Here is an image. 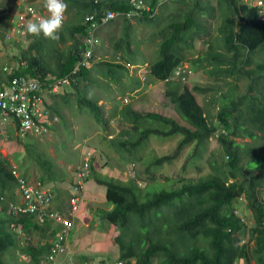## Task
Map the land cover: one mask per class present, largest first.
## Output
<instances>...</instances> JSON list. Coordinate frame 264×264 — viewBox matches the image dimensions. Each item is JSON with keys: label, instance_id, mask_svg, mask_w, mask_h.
I'll use <instances>...</instances> for the list:
<instances>
[{"label": "trees", "instance_id": "16d2710c", "mask_svg": "<svg viewBox=\"0 0 264 264\" xmlns=\"http://www.w3.org/2000/svg\"><path fill=\"white\" fill-rule=\"evenodd\" d=\"M64 2L68 5L66 14L69 20L64 23L65 31L59 34V41L62 43L70 41L71 44L66 53L58 58L56 65H48L44 57L38 53L44 51V38L32 36L34 42L28 51L22 50L19 56L15 57L19 63L18 69L7 74L6 77L0 76L1 87L10 84L12 79L17 77L37 78L50 86L54 79L70 76L72 90L61 95H53L49 91L46 94L48 99L54 97L51 101L52 105H47V110L57 116L60 121L64 119L62 105L58 103L61 100L64 106L73 110V116L76 115L78 121L93 120L99 125H107L99 98L93 93L86 95L83 92L90 84L99 86V83L92 79L93 73L96 72L98 77L105 78L108 82L117 83L120 79H128L131 83L126 89L129 88L132 91L146 89L155 81L168 80L175 70L186 63L200 68L212 67L211 73L223 80L237 76V80L247 78L250 81V90L238 96L236 100H231L232 106L221 104L222 109L214 121L210 120V113H207L199 104L194 89L184 86L181 81H169V84L182 83V92H179V89L169 90L166 95L180 117L192 128L156 114L142 115L130 110L131 114L126 121H132L136 130L141 123H148V127L146 125L141 129L140 138L135 139L138 147L149 145V139L155 136L171 138L180 135L182 137L177 149H174L170 155L155 156L151 159L152 162L145 161L147 158L139 155V159L147 166V174L153 168L158 169L166 164H172L188 147H194L192 157L202 158L203 153L197 149L202 144L207 146L216 136L223 148L224 158L220 162H211L210 175L198 181L181 178L177 181L178 186H173L168 191L150 194L147 198L142 196L136 180L122 182L98 172L100 175L95 178V183L105 189L106 200L104 199L99 207L90 209L91 215L89 219L87 218V223L85 221L82 226L84 230L93 227L92 230L95 232L93 235H98L97 229H100L102 233H109L111 228L112 231L115 229L119 231L120 235L115 239L119 246L117 261L127 262V264H131L132 260L135 264H239L240 261L243 264H253V262L264 264V60L260 59L256 64L253 62L255 57L259 58L256 54L264 48V22L258 20L257 10L249 7L244 0H172L173 4L177 5V15L174 13V6L170 7L167 3L160 6L162 9L169 8L172 11L170 24L165 27L162 23L163 11L159 17L151 16L160 0H143L149 5L150 11L142 10L136 20L126 16L115 20L124 21L127 34L131 28V22L148 23V26L155 29L151 33L154 38L159 27L162 42L158 55H155L159 58L155 60L153 57L149 73L143 81L140 78L131 79L128 76L127 67L140 64L134 62L139 55H123L120 61L95 62L99 28L95 30V34H92L89 33L90 30L86 32L83 26L84 19L89 15L102 20L104 13L108 10L130 11L129 0H64ZM216 5H218L217 11ZM216 19L221 22L216 26L218 33L223 36L225 52H215L214 55L187 60V57L181 53L189 47L193 48L194 33L207 32L206 21L212 22ZM211 26L212 24L208 28ZM28 35L27 33L25 38ZM92 36L95 45L92 55L89 56L87 39ZM121 43L127 48L133 45V42L125 37L117 41L116 47H119ZM19 48L22 47L19 46ZM104 59L107 58L104 57ZM85 61H88L90 66L84 65ZM206 62L208 65H205ZM252 63L255 64V68L246 69ZM76 67L77 73L71 75L70 72ZM76 95L78 98L73 103L70 102V98ZM121 95L125 94L121 92ZM122 110L115 108L114 111L115 114L119 113L123 120L129 113ZM86 116L91 117L92 120L86 119ZM150 120L164 123L167 130L151 127L148 122ZM44 125L49 133L55 129L48 122H44ZM30 136L36 137H31L34 138L33 140H39L42 137L34 134L16 137L10 133L5 137L1 136L0 139L17 141ZM247 138L262 142V150L259 152L251 143L237 142ZM103 139L105 142L107 137L104 136ZM117 142L121 148L129 145L136 146L132 140L129 142L109 140V147L114 148L111 150L116 148L119 150ZM24 145L26 160L43 165V175L39 177V182L44 186L49 185L56 176L53 170V159L48 158L47 153L44 155L38 145L30 143ZM89 151L86 154H90L88 162L91 165L95 159L102 162L110 157L107 147L104 150L89 148ZM115 157H122V155L118 152ZM69 163L74 162L69 161ZM77 165L81 167L79 163ZM11 167V162L0 152V264H7L5 261L7 256L16 258L17 264L20 257L27 255L31 256L32 263L43 264L44 257L50 250V244L20 247L10 229L11 225L20 222L30 236L37 234L41 241L47 238L48 234L46 228L33 222L32 216H24L25 218L16 221L17 215L6 212L1 197H5L8 201L16 199L14 193L16 179ZM20 167L21 169L18 168V170L24 171L25 168ZM183 170H186V165ZM96 173L97 171L90 166V175L85 184ZM25 176L27 177L28 174ZM72 187L79 191L78 197L83 199L82 187L77 184V179H74ZM52 192H56V188ZM240 200L244 208H240L243 214L249 215L254 220L252 225L246 224L244 217L240 216L242 211L237 210L240 205L238 207L236 205ZM94 212L96 215H92ZM134 219L138 229H135L136 225H132ZM159 221L165 223L164 228L157 227ZM57 232L54 229L52 235L56 236ZM247 236L248 239H246ZM252 242L254 246L250 248ZM98 244L106 247L100 242ZM80 257L86 263L94 262L93 258L87 255H80Z\"/></svg>", "mask_w": 264, "mask_h": 264}, {"label": "rangeland", "instance_id": "374dc122", "mask_svg": "<svg viewBox=\"0 0 264 264\" xmlns=\"http://www.w3.org/2000/svg\"><path fill=\"white\" fill-rule=\"evenodd\" d=\"M1 1V0H0ZM3 1V0H2ZM41 2H45V0H37ZM166 0H160V3L165 2ZM5 2V1H4ZM191 4V3H190ZM6 9L3 11L2 19H0V22L5 24V27L0 30V76L6 77L7 74L12 73L15 69H18L19 63L17 60H15V57L19 56L18 54L21 53L22 50L28 51V49L31 47V45L34 42V39L32 35H28V37H20L18 36L17 28L15 21L17 22L18 19V13L17 7H16V0H6L5 2ZM167 5L174 6L173 2H167ZM30 4H27L26 7H29ZM218 7V5H217ZM0 8H2L0 6ZM174 13L176 14L178 11H176V7L173 8ZM219 13H220V5H219ZM14 15V16H13ZM177 15V14H176ZM21 16V15H19ZM13 20V21H12ZM69 18L67 19V21ZM215 23V22H213ZM155 31V29L151 28V26L146 25L144 28V31H146L147 34H149V37L151 33ZM65 31V27L62 28L60 33ZM59 33V34H60ZM66 34V33H65ZM9 35L12 36L14 39H10ZM16 39V40H15ZM44 42V51H39L44 59L47 61L48 65L54 66L56 65V62L58 61V58L66 53L67 48L70 46L71 42L66 41L65 43H62L58 40L56 41H50L48 39H43ZM158 38L154 41H149L148 48H150L149 53L146 52L147 55L150 56L149 61L153 60V57L155 55H158L157 47H154V45H157ZM193 47L194 49L188 50V55L186 56H197V54H203L205 51L208 50V44H205L204 42H201L200 40L194 39ZM217 45L222 46V41L218 40L216 43H214V47H216V51H218ZM21 46L22 48H19ZM145 49L147 47L144 46ZM141 49V47H140ZM262 49V48H261ZM222 51L223 50H219ZM259 55V58H254L253 62L256 64L261 59L264 60V48L256 54ZM104 57H107V59H104ZM197 59V58H196ZM113 61L118 60L113 55H97L95 58V62L100 61ZM120 61V60H119ZM255 64H251L249 67H246V69L251 70L255 68ZM139 65V64H138ZM190 65V64H188ZM191 66V65H190ZM198 67V66H196ZM7 68V71L5 72V69ZM129 71V77L131 79L140 78L143 81L146 79V76L149 71V67L144 66H131L127 67ZM193 70L194 67H192ZM200 67H198V70ZM196 72L194 71V74ZM73 75L76 74V71L74 70L72 72ZM193 75V74H192ZM191 75V76H192ZM190 76V77H191ZM92 79L97 81L99 83V86H94L90 84L86 89L83 90V92L87 95L89 93H93L94 96L99 98V103L102 106V112L104 114V118L106 115L105 120L109 121L111 118L109 115L111 109L114 111L115 108L117 109H124L125 105H131L133 102L139 101L142 98L141 94L146 95L147 91L148 93V102L146 109L148 110H157V101L158 99L163 101V103L168 104L167 109H164L162 106H158L159 110L164 112L165 114L171 115L172 117H176L175 111H173L172 106H170V102L167 98H160L159 89H162V84L160 82H155L153 87L149 91L148 89H137V91H132L131 89H126V87L131 83L128 79H120L119 82L113 83L108 82L107 79L98 77V73H93ZM194 79H198L195 76L191 77L187 83H183L188 85L191 89L192 87L191 83L194 81ZM216 78H213V80H207L205 79L204 75H200V78L198 80L204 81V86H214L215 88V99L220 101V104H223L224 101L222 98L225 99V103L227 104L230 100H236L238 96L245 94L248 90H250V81L247 78H241L240 80H237L238 77H228L227 81L228 83L221 86L223 89L221 91V95L218 94V89H220V86L217 82H215ZM141 80V81H142ZM134 85V84H133ZM154 88H156L154 90ZM126 89V90H125ZM252 89V88H251ZM125 91V92H124ZM255 91V89H254ZM121 92H123L125 95H121ZM60 94V93H59ZM58 95V94H57ZM211 98L213 94H210ZM78 96H73L70 98V102H74ZM61 101V100H60ZM61 103V108L63 109V115L64 119L59 120L57 116L55 117V125L53 126L55 129L52 130L51 133H45L42 134L39 140L35 139L33 140L34 136H30L28 138H21L17 141H6V139H0V152L3 157H6L12 164V170L16 172L20 176L28 174L29 181L34 184L39 183V177L43 175L42 166L40 164H37V162H28L26 160V150L24 144H34L38 145V147L41 149V151L44 152V155H48V158H52L54 161V168L55 171V178L50 181L49 185H45L50 188V191L52 192V189L57 188L60 191H64L67 193L66 197L72 196V195H78L79 191L72 187L74 184V178H77L80 172L77 173L79 170V166L77 163H79L81 166L84 165L85 158H90V154H86L89 151V148H98V149H105L106 147L109 149L110 153V159L105 158V160H102V162L97 161V159L94 160L92 167L97 171L94 177L91 178L89 181V184H84L82 186L83 191V199L80 203V207L78 211L76 212L73 225H72V234L69 233L66 242L71 249V251L77 256V258L80 259L82 263H85V260H82L80 255H87L89 258H93L95 261H101V260H107L108 263L114 262L113 259L117 260L119 258V246L116 244V238L120 235V232L116 229L112 231V228L109 229L108 232H101L100 229H97L96 232L98 235H93L95 232L93 227L91 229L84 228L85 221L87 223L88 217L91 215L89 213V209H87V206L90 205V203H94V207H99L101 202L104 201L106 191L104 188H101L96 185L95 178L99 177V173H102L101 170H105L106 174L109 175L111 173L110 168H114V171L117 172L115 174L107 176L108 178H115L119 176V180L122 182H128L133 176H128L129 173L132 172V170H135L136 183L138 185V182H141L140 189L142 196L147 198L150 194L159 193L161 191H168L173 188V186H178V182L181 178L185 179H193L195 181L200 180L203 177H206L212 173V167L211 162L214 161H222L224 158V151L221 146L220 140L218 137H213L209 144L206 146L202 144L197 151H201L203 153V157H192L193 149H184L183 152L180 153V156L177 160H175L171 165H164L158 169H151L150 173H146V167L143 165L142 162L136 164V163H128L129 158L137 156L140 152L137 149H131L127 148L126 150L121 149L119 147V143L117 142L116 145L119 148V154L125 157H115V154H117L114 150V148H110L109 145H107V142H104V136H108L112 134L113 138L116 137V132L113 129H111L107 125H99L96 121L94 122L91 117L86 116V119L92 120L89 122H80L78 121V118L73 116V110L69 109V107L64 106ZM232 106V104H228L227 106ZM74 109V108H72ZM140 109L144 110L143 105L140 104ZM207 113H210V120L214 121L217 119L218 112L222 109V107L217 108L216 106H213L211 108L206 107ZM182 119V118H181ZM82 120V119H80ZM185 125L187 127H191L190 124H188L185 120H183ZM114 127L116 131H120V128L123 130L124 122L122 121H114ZM121 122V123H120ZM150 123V126L159 130H167V127L164 123L159 121L150 120L148 121ZM181 124H184L182 122H179ZM119 125V126H118ZM148 127V123H145L144 126ZM132 132V129L129 130ZM34 137V138H31ZM31 140H30V139ZM182 137L180 135L174 136L171 138H164L162 136H155L152 137L150 140V146L151 150L142 151L141 154L147 158V160L153 159L151 156H165L170 155L176 150L180 140ZM30 141V142H29ZM240 144L245 143H251L253 147L256 148L260 152L262 150L263 143L260 142L258 139L251 140L249 138L247 139H240L237 140ZM24 145V146H23ZM38 148V149H39ZM153 150V151H152ZM155 151V152H154ZM93 152V150L91 151ZM228 158L226 157V160ZM69 161H72L74 163L70 164ZM110 161L117 162V165H119V162H123L126 166H115L111 167L108 166ZM152 162V161H151ZM101 165V166H99ZM150 165V164H149ZM186 165V170H183V167ZM22 166L24 172L22 173L18 170V168L21 169ZM68 170V172H67ZM99 172V173H98ZM27 176V177H28ZM58 179V180H57ZM57 180V181H56ZM139 186V185H138ZM55 195V192H52ZM58 197V193L56 194ZM62 199V198H61ZM106 200V199H105ZM244 200V199H243ZM242 200L238 202L236 205L239 208V212L242 210ZM92 206V207H93ZM91 207V208H92ZM90 208V209H91ZM244 209V208H242ZM241 210V211H240ZM92 215H96L94 212ZM85 216V217H83ZM241 217H244L246 224L252 225L254 223V220L247 214L240 215ZM95 217V216H92ZM88 218V219H87ZM57 229L59 231L63 230V226L53 222ZM132 225L135 226V219L132 221ZM131 225V226H132ZM165 223L163 221H159L157 224V227L164 228ZM103 226V225H102ZM135 229H138V225L135 226ZM92 230V231H91ZM130 238L129 236H127ZM53 235H49L48 239H50L51 242L54 241ZM248 239V236L247 238ZM33 240L36 241V239L33 237ZM105 244L106 247H102L98 243ZM254 246V243H250V248ZM22 258V257H21ZM113 258V259H112ZM7 264H15L14 260L11 256H7L6 258ZM22 264H29L27 260L22 258ZM20 264V261L17 263ZM239 264H243V262H239ZM253 264H255L253 262Z\"/></svg>", "mask_w": 264, "mask_h": 264}, {"label": "built area", "instance_id": "2783aa9c", "mask_svg": "<svg viewBox=\"0 0 264 264\" xmlns=\"http://www.w3.org/2000/svg\"><path fill=\"white\" fill-rule=\"evenodd\" d=\"M245 3L257 10L258 20L264 22V0H244ZM131 10L127 12L108 11L102 18L103 24L110 21L126 16L134 18L135 20L140 16L142 10H148L149 7L143 0H131ZM30 12H35L31 7L28 8ZM24 18V17H23ZM95 20L94 16H88L85 20L86 23H91ZM97 26L93 24L89 27V33L95 34ZM89 45L88 55H92L95 45V40L92 37L87 39ZM90 66L88 61L83 63ZM77 73V70H75ZM192 72L188 67L178 68L171 78L165 80L169 82L172 80L186 81ZM73 75V74H71ZM71 83L70 76L62 79H54V82L47 86L44 82L38 79L17 77L12 79L10 84L0 86V137H5L7 134L13 133L15 136L24 137L28 134L41 136L42 134L49 133L45 127L44 122L50 124L55 122V117L47 110L44 97L47 91L51 93H58L62 87L69 86ZM89 174V164H85L80 170L79 185H82L84 180ZM18 178L20 203H9L10 210L15 213L33 215L35 220L45 225L48 222H56L63 226L62 236L58 242L54 243L52 249L46 255L44 264H89L82 263L77 259V256L71 251L66 243L65 237L68 236L72 229L73 220L76 212L79 209V201L76 197L70 200V207L67 214L59 213L53 210L54 195L51 191L42 188L40 185H33L23 177L16 174ZM5 201V198H2ZM15 231L20 235H24L21 227L16 228ZM63 237V239H62ZM96 264H125L123 261L114 260L108 263L107 261L97 262Z\"/></svg>", "mask_w": 264, "mask_h": 264}, {"label": "crops", "instance_id": "0c3cea01", "mask_svg": "<svg viewBox=\"0 0 264 264\" xmlns=\"http://www.w3.org/2000/svg\"><path fill=\"white\" fill-rule=\"evenodd\" d=\"M161 7H160V9H158L156 16L157 15H158V17L161 16V11H163L164 15H163L162 23L164 24L165 27H167L170 24V19L172 18L170 16L172 11L169 8L162 9ZM174 7H177V5L175 4ZM216 11H217V5H216ZM213 22H215V23H213ZM205 24H206L205 30H207V32H205V33H194V37H195L194 39L200 40L201 42L208 44L209 45L208 50L205 51V53H203V54H200V55L197 54V56H193V57L192 56H186V55H188V50L194 49V47L193 48L189 47L181 53L182 55H185L187 57V60L200 58V57H203L205 55H214L215 52H221V53L225 52L224 47H223V36H221V34L218 33V31H217V26L220 25L221 22H219V20L216 19L212 22L206 21ZM210 24H212V26L210 28H208V26H210ZM146 25H148V23H146V22H144V23L131 22V28H130L128 34L125 31V28H124L125 23L123 20L115 21L114 23H111L109 25H104V26L99 27V34H98L99 35L98 36L99 43H98L97 55H104V56L105 55H108V56L113 55L118 60H121V57L123 55H133V54L135 56L139 55V57H136L135 61H134L136 63H140L139 65L137 64V66H144L146 68L150 67L151 66L150 63L152 61H149V59H150V56H149L150 55V53H149L150 48H148V46H149L148 42L153 41L154 39L156 40L158 38L157 45H154V47H157V50L159 52L160 51V44L162 42V34H161V32H159L160 30L158 27L156 37L154 38L152 36V34L149 37V34H147L146 31H144V28ZM194 32H196V31H194ZM121 37H125L128 40L130 39L131 42H133L132 47L127 48L122 43L120 44L119 47H116V43ZM218 40L222 41V46L217 45L218 51H216L217 49H216V47H214V43H216ZM192 45H193V43H192ZM144 46L147 47V49H145ZM140 47H141V49H140ZM219 50H223V52L219 51ZM146 52L149 55H147ZM158 58H159V56H156L155 60H157ZM188 64H190V63H186L185 65H188ZM190 65H188V66H190ZM205 65H208V63L206 62ZM131 66H136V65H130L128 67H131ZM192 67H194V66H192ZM194 69L195 70H193V75L191 77L195 76L196 78L199 79L200 75H204L205 79H207L208 81L211 79L213 80V78H216L215 82H217L220 86V89H218L217 91H218V94L221 95V91L223 90L221 88V86L228 83L227 80H223L221 78H218L217 76H214L211 73L212 67L200 68L199 70H198V67H194ZM194 71L196 72L195 74H194ZM148 73H149V71H148ZM191 77H190V79H191ZM198 79H194V81L191 83V85H192V87H194L192 89H194L195 96H196L199 104L202 105V107H204V109L206 111H207L206 107H208V108H211L213 106H216L217 108L222 107L220 104V101L218 99L217 100L215 99V88H214V86H209V87L204 86L203 85L204 81H200ZM177 81H181L182 83L187 82V80L186 81L177 80ZM155 82H160L162 84V89H159L160 98H162V97L167 98L169 100V102H170V99L166 95L167 91H169V90L176 91L179 89V92H182V89H183L182 83L178 84V82H176L174 84H169V83H165L162 81H155ZM155 82H152L148 86L149 91L153 87ZM184 86H186V84H184ZM71 87L72 86H68V87H65L64 89H61V93H67L68 90H72ZM148 87L146 89H148ZM155 89L156 88H154V90ZM61 93L58 95H61ZM148 93L149 92L147 91L146 95L141 94L142 98L139 101L135 100L133 102V104L125 105L124 109L123 110L121 109L122 111L129 113L128 115L126 114V117L123 120L119 116V113L115 114L116 112L111 109L110 114L114 113V115L113 116L109 115L111 119L109 121L106 120V123L108 122L107 124H109L108 126L111 129L114 128V130L116 132V137L113 138L112 137L113 135L110 134L109 139H108V136H106L107 139L105 142L108 143L107 145H109V140H113V142L114 141H131L132 140L135 143L136 142L135 139L140 138V131H141V129L145 128L144 124L146 122L138 125L139 128H138V130H136V126L134 125V123L132 121H126L127 117L131 114L130 110H133L134 112L140 113L142 115H147L150 113L156 114V115H159L161 117L173 119V120L177 121L178 123L179 122L184 123L183 119H181L180 115L177 113V111L175 110V107L171 104V102H170V106H172L173 111H175L176 117H172L171 115L165 114L164 112L159 110L158 106H162L164 109L168 108V107H165V106H168V104L163 103V101L162 100L160 101L159 99L157 101V110L154 111V110L146 109L147 102H148ZM210 94H213L212 98H211ZM47 100H48V104L52 105L51 101L54 100V97H51ZM223 101L225 103V99ZM230 103H231V100L227 104H230ZM140 104L143 105L144 110L140 109ZM105 118H106V115H105ZM117 120L124 122L123 130L120 128V131H116L114 124H118V123H115L114 121H117ZM179 124H181V123H179ZM182 125L186 126L185 123ZM189 128H192V127H189ZM130 129H132V132L129 131ZM129 148L137 149L140 152V155H143V153L141 154V150L143 152H144V150H151L150 143H149V145H145L143 147L137 146L136 148H132V147H129ZM192 148H194V147H190V149H192ZM67 172H68V170H67ZM87 184H89V182ZM57 193H58V197L56 196ZM60 193H61V196L59 197ZM66 195H67V193H65L64 191H60L59 189L56 188L55 200H54V206L53 207L56 211L62 212L64 214L67 213L66 207L68 205L69 198L71 197V195L68 197H66ZM17 196H18V194L17 195L15 194V198L19 199V196L18 197ZM93 205H94V203H90V205L87 206V209H89V211H90V208ZM83 217H85V216H83ZM35 223L37 225H39L40 227L46 228L48 230L47 236H49L52 233V230L49 228L48 225L43 226V225L39 224L37 221H35ZM36 236H38V235L36 234ZM62 239H63V237H62Z\"/></svg>", "mask_w": 264, "mask_h": 264}, {"label": "clouds", "instance_id": "9594fccd", "mask_svg": "<svg viewBox=\"0 0 264 264\" xmlns=\"http://www.w3.org/2000/svg\"><path fill=\"white\" fill-rule=\"evenodd\" d=\"M4 1L6 2V0H3V1L1 0L0 1V6L2 7V8H0V19H2L3 11H5V9H6V5H5V2ZM170 1H172V0H166L163 3H158L159 5L157 6L155 12L153 14H151V16L153 17L154 15H156L158 8L160 6H162L164 3H167V2H170ZM129 3L131 4V0H129ZM27 4H30L29 7L33 8L35 10V12H30L28 10L29 7H26ZM147 6L149 7V5H147ZM16 7H17L18 13H21V14H18L17 22L15 21L16 28H17V31L16 32L18 33V36L25 37L27 35V33H28V34H30V35H32L34 37H41L42 36L43 38L48 39L50 41H56V40L59 39V33L62 30V28L64 27L65 21L68 19V16L66 14L68 5L64 2V0H45V2H41V1H37V0H16ZM108 11H114V10H108ZM108 11H106V12H108ZM147 11H150V8ZM119 12H123V11H119ZM19 15H21V16H19ZM89 16H94V15H89ZM86 18L84 19V22H83V26L85 27L86 32L88 31L89 27H91L93 24H95L97 26V28H99L101 26L108 25V24L112 23L113 21H115V20H113V21L108 22L107 24H103L102 20H97L96 17H95V20L94 21H92L91 23H86L85 24ZM116 20H118V19H116ZM4 27H5V24H3V23L0 22V30H2ZM11 37L12 36L9 35V38H11ZM185 66L188 67L190 69V71L192 72V74H193V70L191 69V66L182 65L180 67H185ZM74 70H77V67L75 69H73L70 72V74H72V72ZM191 75L188 76L187 82L189 81ZM65 77H67V76H65ZM65 77H62V78H65ZM62 78H60V79H62ZM32 79H37V78H32ZM172 81H177V80H172ZM165 83H169V82H165ZM69 86H71V83H70ZM66 87H68V86H66ZM63 88H65V87H62L61 89H63ZM61 89H60V91L58 93H52V94L53 95H56V94L61 93ZM47 99L48 98L45 96L44 97V101L46 102V106L49 105ZM54 117H56V116H54ZM54 123H52L51 125L54 126ZM16 137H18V136H16ZM216 137H218V136H216ZM151 138L149 139V142H150ZM130 143H133V142H130ZM135 143H137V142H135ZM135 143H133V144H135ZM137 146L138 145H136V146L129 145V146H127L125 148L123 147L121 149L126 150V148H129V147L136 148ZM114 151L116 153L119 152V150L117 148ZM115 155H117V154H115ZM139 155H140V153L137 156H135V157L129 158V162L128 163H136V164H138V163L142 162L141 159H139ZM155 156H158V155H155ZM155 156H151V157L153 158ZM122 157H125V156H122ZM159 157H161V156H159ZM89 159L90 158H85V160H84V161H86L84 163V165L86 163L89 164V174H88V176L90 175V166H92L88 162ZM108 164H109L108 166H111V167H115V166H119L120 167V166H123V165L126 166L123 162L122 163L119 162L118 163L119 165H117V162H115V161H110V163H108ZM84 165H82L79 168V170L77 171V173L80 172L81 168H83ZM143 165H144V163H143ZM168 165H171V164H168ZM99 166H101V165H99ZM144 166L147 167L146 165H144ZM101 171H102L103 175L106 176V177L109 176V175H112V174L117 173V172L114 171V168H110L111 173L109 175L106 174L105 170H101ZM21 172L22 173H25L24 171H21ZM12 173L14 175V170H12ZM20 176L23 177L24 179H26L27 181H29V179L31 178L29 176L26 177L25 175H21V174H20ZM88 176L86 177V179L88 178ZM129 176H133L131 179L136 180L137 176L135 175V170H132V172H130V173L128 171V176L127 177H129ZM14 177L16 179V187L14 189V193L16 195L18 194L19 199H15V200L8 201L5 197H1V200H2V198H5V201H3V203L5 204L6 212H8L9 214L13 213L14 215H17L16 221L25 218L24 216H32V220H33V222H35L36 220H35V218H34L33 215L22 214V213H15L14 211L10 210V208H9V203H20V200H21V197H20L21 195H20V191H19L18 178L15 175H14ZM118 178H120V177L119 176L115 177V179H118ZM74 179H77V184L79 185V183H78L79 178L77 177V178H74ZM86 179L84 180L83 184L82 185H79V186L82 187L85 184ZM29 182H31V181H29ZM32 184L33 185H37V184H34V183H32ZM38 185H40L42 188L50 191V188L49 187L42 185L40 182L38 183ZM138 185H139V188H140L141 182H138ZM72 197H76L78 199V201H79V207H80V203L82 201V198L78 197V195H72L69 198L68 205L66 207V211L70 207V200L72 199ZM54 200H55V195H54ZM53 206H54V201H53ZM53 210H55L54 207H53ZM56 212H58V211H56ZM59 213H62V212H59ZM47 225L52 230L51 235L53 234L54 229H56V232H57L58 229H57V227L55 226L54 223L48 222L47 224H45L43 226H47ZM20 227H21L24 235H20L19 233H17L15 231L16 228L18 229ZM10 229L12 230V232L14 233V235L16 236V239L18 241V245L20 247H37L39 245H44L45 243H49L50 244V249H52V247L54 246V243L55 242H58L60 240V238L62 236V231H63V230L62 231H59L58 230L56 236H53V238H52V239H54V241L51 242L50 239H48L49 236H47V238L43 239L42 241H41V238H38L37 236H34V235L30 236L24 230L23 224L20 223V222L18 224L11 225L10 226ZM33 237L36 239V241L33 240ZM67 237H65L64 240H66ZM22 258H24L25 260H27L29 262V264H36V263H32L31 256L30 255H27L26 257L23 256ZM22 258L20 257L18 259V262L20 261V264H22V261H23ZM77 259L80 261L79 258H77ZM13 260H14V263L16 264V258L15 259L13 258ZM101 261H107V260H101ZM97 262L98 261H95L94 260V262L92 264H96ZM131 262H132L131 264H135V261L132 260ZM6 263H7V261H6ZM124 263L127 264V262H124Z\"/></svg>", "mask_w": 264, "mask_h": 264}]
</instances>
